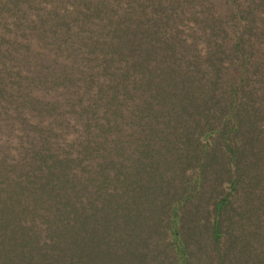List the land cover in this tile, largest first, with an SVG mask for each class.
Wrapping results in <instances>:
<instances>
[{"label": "trees", "instance_id": "obj_1", "mask_svg": "<svg viewBox=\"0 0 264 264\" xmlns=\"http://www.w3.org/2000/svg\"><path fill=\"white\" fill-rule=\"evenodd\" d=\"M0 264H264V0H0Z\"/></svg>", "mask_w": 264, "mask_h": 264}, {"label": "rangeland", "instance_id": "obj_2", "mask_svg": "<svg viewBox=\"0 0 264 264\" xmlns=\"http://www.w3.org/2000/svg\"><path fill=\"white\" fill-rule=\"evenodd\" d=\"M64 22H66V20H62L61 21V24L62 23H64ZM87 26H88V22H87ZM59 27V26H58ZM79 28V31H80V34H85L86 32H84V30H83V27H78ZM74 29V28H73ZM58 32V34L61 32V28L59 27V30L57 31ZM50 91H52V92H50V93H52V94H56V93H58L57 91H55V90H50ZM55 91V92H54ZM54 92V93H53ZM54 97H56L55 95H53ZM59 100H60V97H59ZM68 109H66V108H57L56 110H55V112L58 114V115H63V116H65V115H67L68 114ZM42 115H44V114H42V113H40L37 117H39V116H42ZM63 122V121H62ZM68 124L67 125H65V123L63 122V123H61L62 125H64V126H67L69 129H71V125H70V123L69 122H67Z\"/></svg>", "mask_w": 264, "mask_h": 264}]
</instances>
